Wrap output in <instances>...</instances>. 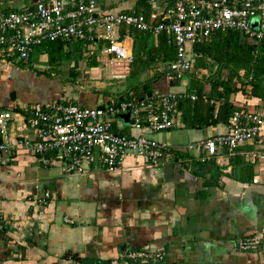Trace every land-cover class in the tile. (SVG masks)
<instances>
[{
    "label": "crops",
    "instance_id": "1",
    "mask_svg": "<svg viewBox=\"0 0 264 264\" xmlns=\"http://www.w3.org/2000/svg\"><path fill=\"white\" fill-rule=\"evenodd\" d=\"M96 1L110 13L145 15L162 13L170 5L165 0ZM33 7L30 0H0V14ZM135 33L125 36L120 31L132 55ZM146 42L150 49L158 45V38L151 35ZM56 59L49 64L47 51L40 48L25 63L0 51V112L11 113L5 134L0 133V143L9 148L0 152V264H72L76 260L109 264L126 251L144 248L164 254L162 262L150 264H264V168L249 156L258 153L260 146L249 141L231 152L218 147L209 160L198 146L225 134L227 123L189 130L179 112L174 128L143 132L176 151L156 167L143 166L128 156L117 170L93 166L85 173L70 172L64 162L52 158L42 162L19 146L22 138L33 139L26 124L27 107L58 102L104 108L132 95L135 85L149 83L153 95L170 93L174 86L169 80L158 85L164 77L162 61L137 67L135 76L130 64L124 79H113L104 64L108 58L85 43L64 42ZM215 71L199 70L198 77L210 73V78ZM72 73L77 76L72 78ZM109 80L134 84L118 89ZM184 80L187 88L188 76ZM203 83L208 95L210 84L206 78ZM239 85L229 97L235 110L264 113V102L250 96V84ZM204 102L213 105L215 116L222 99ZM112 128L121 134H142L120 115ZM173 129H183V136L179 139ZM189 145L194 147L189 150ZM253 235L259 237L260 247L242 250L241 242Z\"/></svg>",
    "mask_w": 264,
    "mask_h": 264
},
{
    "label": "built area",
    "instance_id": "2",
    "mask_svg": "<svg viewBox=\"0 0 264 264\" xmlns=\"http://www.w3.org/2000/svg\"><path fill=\"white\" fill-rule=\"evenodd\" d=\"M155 0H150L153 2ZM170 3L162 13L148 15L136 12L110 13L101 10L96 0H53L24 9L0 14V51L17 62H27L34 48L43 43L80 42L100 49L108 58L113 79H124L133 60L131 50L120 37L130 32L165 34L176 48L175 58L161 69L171 82H179L191 68L195 54L192 47L216 31H236L248 42L264 43V0H165ZM66 4L73 6L66 7ZM13 32V33H11ZM192 100L196 97L191 96ZM177 94H156L142 101L129 98L99 109L70 103L30 106L26 124L33 139L22 138L19 146L33 152L42 162L49 158L64 162L66 170L85 173L93 166L117 170L128 156L139 159L143 166L156 167L171 157L175 150L143 132H164L176 126ZM129 114V126L142 134L132 136L113 131L112 122ZM11 118L0 112V133ZM256 142L261 150L250 152L264 168V113L235 110L227 122V132L198 144L209 160L218 147L231 152L245 142ZM194 145L187 148L191 150ZM0 143V152L8 151ZM203 161V160H202ZM257 179H253L256 183ZM242 250H257L260 239L245 238ZM164 260V254L147 248L126 251L109 264H150ZM72 264H96L74 261Z\"/></svg>",
    "mask_w": 264,
    "mask_h": 264
},
{
    "label": "trees",
    "instance_id": "3",
    "mask_svg": "<svg viewBox=\"0 0 264 264\" xmlns=\"http://www.w3.org/2000/svg\"><path fill=\"white\" fill-rule=\"evenodd\" d=\"M141 34L137 37V32L135 33L131 63V75L134 76L137 73V67L145 68L156 61L168 63L176 55L174 42L165 34L158 35V45L150 49L146 48V41L151 35L148 33ZM63 45L64 42L60 41L43 43L36 46L34 50L40 48L47 51L49 64H54L57 61L56 54L62 51ZM192 50L195 56L192 58L191 68L186 74L189 83L185 94L177 95L176 103L177 111L181 114V122L186 129L194 130L209 125L226 124L236 109L230 103L229 97L231 93L238 90V83L241 84V87L250 84V96L264 102V43L253 44L248 42L236 31H216L209 37H204L195 43ZM213 68H216V71L208 80L206 79V82L210 84V91L207 95L206 85L203 83L204 78L198 77V71L206 69L212 72ZM240 71L243 72V76L239 75ZM70 76L75 78L77 75L72 73ZM234 79H236L235 82ZM173 84L177 85L178 82H173ZM219 88L222 89L221 93ZM130 92L132 95H127L126 99L132 96L140 101L145 99L148 94L153 95L149 83L135 85ZM191 96L196 98L192 100ZM214 97L222 99V104L215 116H213V105L204 102V99L208 100Z\"/></svg>",
    "mask_w": 264,
    "mask_h": 264
},
{
    "label": "rangeland",
    "instance_id": "4",
    "mask_svg": "<svg viewBox=\"0 0 264 264\" xmlns=\"http://www.w3.org/2000/svg\"><path fill=\"white\" fill-rule=\"evenodd\" d=\"M209 75H210V73L208 75H204V78L208 79L209 78ZM108 82L114 83L115 84V87L117 86L118 89L131 87L134 84V81H132V80L122 81V82H117V81H114V80L113 81L109 80ZM158 83H159L158 84L159 86L160 85H167L168 84V81H167L166 78L162 77V78H160L158 80ZM186 83H187V81L183 79L180 84H177V85H174L173 87H171L170 88V94H174V93H178V92H184L186 90ZM239 86H241V84ZM173 131L179 132L178 135H177V137L179 139L183 136V134L181 133V131H184L183 129H173ZM152 138L153 139H156L154 137H152Z\"/></svg>",
    "mask_w": 264,
    "mask_h": 264
},
{
    "label": "water",
    "instance_id": "5",
    "mask_svg": "<svg viewBox=\"0 0 264 264\" xmlns=\"http://www.w3.org/2000/svg\"><path fill=\"white\" fill-rule=\"evenodd\" d=\"M39 2H40V0H30V4H31L32 6H36V5H38ZM69 6H73V5H72V4H66V7H69ZM11 33H13V32H11ZM170 85L172 86L173 83L171 82ZM147 97H150V94H148ZM141 100H142V99H141ZM141 100H140V101H141ZM97 108L102 109L103 107H97ZM120 118H122V119L124 120L125 123H128L129 114L126 113V114H124V115H120Z\"/></svg>",
    "mask_w": 264,
    "mask_h": 264
}]
</instances>
